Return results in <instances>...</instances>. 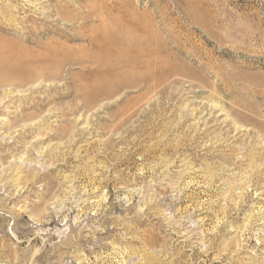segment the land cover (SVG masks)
<instances>
[{
    "label": "rangeland",
    "instance_id": "obj_1",
    "mask_svg": "<svg viewBox=\"0 0 264 264\" xmlns=\"http://www.w3.org/2000/svg\"><path fill=\"white\" fill-rule=\"evenodd\" d=\"M0 264H264V0H0Z\"/></svg>",
    "mask_w": 264,
    "mask_h": 264
}]
</instances>
